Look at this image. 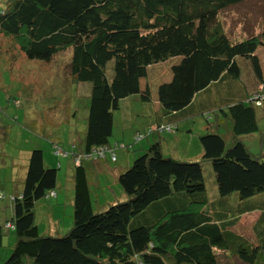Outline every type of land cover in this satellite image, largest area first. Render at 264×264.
<instances>
[{
    "label": "trees",
    "instance_id": "trees-1",
    "mask_svg": "<svg viewBox=\"0 0 264 264\" xmlns=\"http://www.w3.org/2000/svg\"><path fill=\"white\" fill-rule=\"evenodd\" d=\"M242 1L0 0V36L28 59L49 61L69 50L70 79L89 84L81 146L74 142L66 156L72 167L66 175L73 187L71 224L62 233L37 232L34 203L55 196L58 176L33 147L19 193L12 196L11 215L0 222V248L6 223L15 234L0 264H228L230 257L264 264V245L254 237L264 212L244 204L264 193V153L250 152L240 139L257 131L264 117L257 114L264 105V72L256 52L264 49V29L237 39L226 33L219 17ZM239 59L249 63L257 82L245 95L238 82ZM165 62L170 76L157 81L152 76V91L148 72ZM218 84L226 100L219 108L226 135L210 131L208 121L198 135V157L208 160L213 172L215 189L209 196L200 161L164 154L159 139L118 171L112 191L99 196L89 186L87 164L101 160L92 149L110 144L112 112L120 99L134 95L152 102L158 122L185 107L192 114L186 109L193 99ZM171 123H151L150 130L169 125L175 131ZM3 130L0 124V135ZM91 192L97 195L94 203ZM228 197L239 201L234 209ZM248 214L254 215L250 234L244 221Z\"/></svg>",
    "mask_w": 264,
    "mask_h": 264
},
{
    "label": "rangeland",
    "instance_id": "rangeland-1",
    "mask_svg": "<svg viewBox=\"0 0 264 264\" xmlns=\"http://www.w3.org/2000/svg\"><path fill=\"white\" fill-rule=\"evenodd\" d=\"M219 17L224 30L230 37H236L237 39L246 37L264 28V0H243L238 4L224 8L219 13ZM5 47L8 49H5ZM256 52L259 54L264 72V49L260 47ZM68 58L69 50L54 54L49 61L28 59L8 38L0 36V124L4 129L0 135V144L2 145L0 148V193L4 195L0 199L1 220L8 219L11 213L8 207L9 196L21 184L27 161L26 156L29 153L27 147L40 149L42 156H46L48 163L56 168L58 180L62 184V187L58 189L56 186V191L58 190L59 194L62 190L63 196L66 195L65 188L68 183L66 175L68 172H72L71 164L68 162L69 157H65L60 153L59 157L56 158L52 153L51 146L56 144L66 150L67 154L70 153L72 142L85 124L89 89L87 82L73 83L70 79L67 72ZM237 62L242 72L250 70L249 63H244L241 59ZM159 64L162 65H156L149 70L146 79L152 91L156 81L159 80L154 75H161L160 78L162 79L167 73V65H164L166 62ZM110 74L111 71L109 65H107L106 76L110 77ZM152 76L156 81L152 80ZM223 94L224 91L218 84L212 85L209 91L197 95L193 99L192 105L186 109L187 112H192L190 114L192 116L187 120L189 123L186 119L179 120L178 129H175V131L168 129L150 130L152 128L151 122L155 121L152 102L139 101L134 95L120 99L118 108L112 112V132L109 137L112 149L103 153L106 162L115 167L113 168V174H117L119 167L123 169L130 165L133 158L153 141L151 140L152 134H155V139H158L157 134L163 137L161 147L164 154H173L180 161H184L185 157H194L200 151L198 135L205 133L203 127H205L206 121L209 123L210 131H218L220 134L226 135V126L222 120V115H219V108H224L226 103ZM15 99L19 101L18 106L14 102ZM257 114L258 116L264 114V105L257 108ZM218 122L220 123L217 124ZM214 123L216 127L213 125ZM188 127L191 131L188 130ZM257 127V131L243 134L240 139L250 152L264 153V117L257 122ZM138 131L142 132L143 135L136 139ZM46 146L49 151H45ZM110 152L117 158L116 162L110 161ZM55 158L60 163L58 167H56ZM195 158L201 163L208 195L212 192V188L215 189L210 162L202 160L198 156ZM124 159L128 161V164ZM9 165L11 166L9 167ZM46 165L45 161L44 166ZM12 167L15 178L11 177L10 171H8V168L12 169ZM96 172V170H91L88 175L94 177ZM97 177L100 181L106 180L107 185L105 188L108 192L111 190L109 185L113 187L114 182L116 183L114 176H107L104 172H99ZM102 195V193H99V196ZM96 197L97 195L91 192L93 203L97 200ZM228 198L230 208L234 209L239 201L234 197ZM244 204L255 205L263 209L264 212V193L245 199ZM93 206L96 207L95 204ZM56 207L58 211H61L60 221L70 219V208L65 199ZM35 215L39 230L42 227L45 228L46 220L40 214L39 206L36 208ZM253 217V214L244 217L247 226L246 232L249 234L250 226L248 225H250V220ZM10 235L11 241L9 243L4 235V245L0 248V254L10 252L15 234L10 231ZM254 237L264 245V220L256 227ZM262 257L264 258V253ZM228 264L245 263L236 257H230Z\"/></svg>",
    "mask_w": 264,
    "mask_h": 264
},
{
    "label": "crops",
    "instance_id": "crops-1",
    "mask_svg": "<svg viewBox=\"0 0 264 264\" xmlns=\"http://www.w3.org/2000/svg\"><path fill=\"white\" fill-rule=\"evenodd\" d=\"M243 62L246 63L245 61H243ZM158 65H159V63H158ZM166 72L167 73H165V76H164V78H162V80H166L170 76L169 75V72H168V66H166ZM154 76L155 77H158L159 80L161 79L160 78L161 75H159V76L154 75ZM238 82L240 83L239 84L240 87H242V94L243 95H245L248 92H251L252 90H254V88L256 86V83H257L256 80H255V78H254V76H253V74H252V72L250 70L249 71L248 70H245L244 72L240 71ZM185 108H184V110H185ZM184 110H180V111H177V112H174V113H170V114H168L166 116H163L161 118H157V120H159L158 122H162V123L172 122L171 124L174 123L173 125H175V129L177 130L178 129V125H179L178 121L179 120H183V119H186V121H187L190 118V116H191V115H188L187 113H185ZM158 122L155 120V121H152L151 123H158ZM187 122L189 123V121H187ZM83 129H84V127H83ZM83 129L80 131V133H78L76 135L74 141L72 142V143L75 142V145L78 148L81 146L80 144H81V138H82ZM188 130L191 131L190 127H188ZM154 135L155 134H152V139H155V136ZM157 135H158L157 136L158 139L162 141L163 137L160 136V134H157ZM35 145H36V142H35ZM52 147H53V151H54V149L56 150V148H55V146L53 144L51 146V149H52ZM26 149H27V151H29L32 148L31 147H27ZM45 151H49L48 147H47V149ZM199 152L194 157L199 156V154H200ZM59 153H62V155H64L65 157L67 156V153H66L65 150H64V152L62 151V152H59ZM0 155H1V151H0ZM27 157L28 156H26V160H27ZM42 158H43V164H45V161H46V164H47L46 166H50V164L48 163V159L46 160V156L45 157L42 156ZM190 158H193V157H189V158L185 157L184 159H190ZM96 161H98V160H96ZM96 161H94V162H96ZM110 161H113V162H116L117 161V158L115 157V155H114V160H111L110 159ZM125 161H126V164H128V161L127 160H125ZM56 162L59 163V161L57 159H56ZM68 162H70V161L68 160ZM59 165H60V163H59ZM111 165L112 164L109 165L106 162L105 158L99 160L98 163L96 165H94V166L87 164V170L89 171V173L91 172V170H96L97 171L95 173V176L94 177L90 176V178L88 180L89 186L95 187L96 190L97 189H98V191L100 190L99 192H101V193L108 192L106 190V188H105L106 185H107L106 184V180L105 179L103 181L98 180L97 175H98L99 172H104L105 175H107V176H110V177H113L114 176L115 177L116 174H113V168H115V167H113ZM10 166L11 165H9V167ZM12 166H14V165H12ZM124 166H126V165H124ZM120 168H122V167H119L118 171L121 170ZM8 171H10L11 177L15 178L14 175H13L14 174L13 167H12V169H9L8 168ZM118 171H117V173H118ZM70 173L71 172H68V174H67L68 176L67 177L70 176ZM23 176H24V172H23ZM22 179H23V177H22ZM56 186H57V189L59 187H62V184L60 183V180H58V177H56ZM20 188H21V184L18 187V189H16V191L9 196L11 198V199L9 198V206H8L10 212H11V200H12V196L18 194ZM53 192L55 194L54 197H50V196L49 197L48 196L46 197L45 196V197H42V198L37 199L35 201V203H34V209H33V212H34V221H35L36 229H37V232L38 233H43V232H46L48 230L56 231L57 233H62L65 230H67L69 228L70 224H71V217H70V219H65L64 221H60L59 215L61 214V211H58L56 205L59 204V203H62V201L65 199L66 204L70 208L69 213H70V216H71L72 205H73L72 204V202H73V187H72V184L70 183V181L67 183V187L65 188V193H66L65 196H63L62 190L58 194V190L56 191V188H55L53 190ZM3 197H4V195L0 193V199L3 198ZM52 198H53V200H51ZM37 206H39L40 214H42L43 218L46 220V226H45V228L42 227L41 230H39L38 223L35 220L36 219L35 213H36ZM97 207H99V206H97ZM10 215H11V213H10ZM10 215H9V217H10ZM8 219L7 218H5L3 220L0 219L1 224H4V222L6 220H8ZM62 224H64V225H62ZM61 228H64V229H61ZM10 231L11 230L10 229H7V228H4V229L2 228L1 229V232H2V245H4V235H5L6 240H7L8 243L11 241ZM0 255H2V253Z\"/></svg>",
    "mask_w": 264,
    "mask_h": 264
},
{
    "label": "built area",
    "instance_id": "built-area-1",
    "mask_svg": "<svg viewBox=\"0 0 264 264\" xmlns=\"http://www.w3.org/2000/svg\"><path fill=\"white\" fill-rule=\"evenodd\" d=\"M164 129H168V130H170L169 125H166L164 128H162V130H164ZM139 137H141V135H140V134H137L136 138H139ZM107 150H110V149H108V148H106V147H98V148H96V149H93L92 152L94 153L95 156H102L103 153H104L105 151H107ZM109 155H110V159L113 160V159H114V155H113V153L110 152ZM76 157H78V156H76ZM92 158H94V156H92ZM75 161H76V159H75ZM4 227H5V228H11L12 226H11L9 223H6V224L4 225Z\"/></svg>",
    "mask_w": 264,
    "mask_h": 264
},
{
    "label": "clouds",
    "instance_id": "clouds-1",
    "mask_svg": "<svg viewBox=\"0 0 264 264\" xmlns=\"http://www.w3.org/2000/svg\"><path fill=\"white\" fill-rule=\"evenodd\" d=\"M100 147H106V148H108V149H112V146H110V145H104V146H100ZM55 148H56V146H55ZM60 150V151H59ZM93 150V149H92ZM64 152V150H61V149H59L58 147L56 148V150H55V152L56 153H59V152ZM66 151V150H65ZM67 153V152H66ZM62 154V153H61ZM114 155V154H113ZM97 157H99V158H101V159H103L104 158V156L102 155V156H97ZM92 160H94V159H92ZM114 160V159H113Z\"/></svg>",
    "mask_w": 264,
    "mask_h": 264
}]
</instances>
